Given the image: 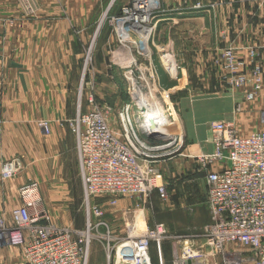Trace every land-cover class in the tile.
<instances>
[{"label": "rangeland", "instance_id": "rangeland-1", "mask_svg": "<svg viewBox=\"0 0 264 264\" xmlns=\"http://www.w3.org/2000/svg\"><path fill=\"white\" fill-rule=\"evenodd\" d=\"M130 1L0 0V80H7L12 75L21 76V80L28 82L34 76L47 75L49 93L60 91L59 86L64 92L61 116L58 114L50 119L54 109L41 103L35 105L34 116H40L36 121L14 118L0 121V129L5 127L8 132L12 130V135L0 136V164L16 160L21 166L13 179L6 182L0 179V190H8V183L13 184L17 178L26 174V183L35 181L39 184L50 222L59 228L81 230L86 225L85 198L74 148L75 140L70 130V122L77 111L86 112L96 108L105 112L110 128L120 133L122 126L119 114L125 105L131 104V124L137 135L146 139L139 127L144 113L139 109L135 97L140 92L149 107L156 105L171 129V132L163 133V137H158L156 142L164 143L168 139L181 142V149L176 156L181 155L185 147L183 138L177 135L180 127L175 124L177 121L174 115H169V92L161 83L164 71L170 76L161 59L170 56L159 55L155 48L158 22L162 19L160 17L187 15L178 11L183 9L184 4L180 9L165 10V13L163 11L161 16L154 19L157 21L156 31L149 40L151 55L147 60L139 53L140 48L135 44L138 37L131 34L123 49L119 47L116 38V27L112 20ZM196 7H200V4L197 3ZM160 10H163L161 2ZM32 22L36 23L33 31L30 28ZM48 32L57 34L59 38L63 37L60 40L29 41L31 34H38L43 38L42 34ZM29 47L36 48L38 52L40 50V53L24 54ZM52 50L58 53L49 55L53 53ZM10 66L16 68L8 72L10 69L7 67ZM40 69L44 73L41 74ZM150 71H154V80L149 76ZM126 78H131L133 85ZM154 84L157 88L152 90L151 86ZM39 89L43 91L42 86ZM149 91L153 93L149 94ZM40 123L47 124L50 134L42 135L38 128ZM59 135L62 139L60 141L61 137L59 138V149L56 150L55 136L58 138ZM199 155L192 157L190 168L179 167L172 161L163 164L161 172L167 194L164 201L155 198L153 194L146 200L115 198V206H110L105 198L90 199L91 206L100 204L105 222L109 225L110 238L122 235L125 225L134 218L141 231L157 224L162 225L166 231V239L153 242L149 248L152 264L173 262L184 245V241L178 243L177 237L187 239L188 247L198 248L203 230L209 223V211L202 187L204 173L196 162ZM19 185L11 187L14 192L13 195L10 193L9 200L5 202L9 206L6 211L1 209L4 204L0 201V229L11 227L10 212L18 206L16 188ZM170 192H174L173 195ZM130 205L133 206L132 209ZM162 214L168 221L158 223ZM171 214L173 217H170ZM98 234L106 236L103 229H99ZM106 242L105 239L92 241L87 264H103ZM202 251L207 254L208 264H219L220 257L217 253L205 247ZM0 264L25 263L19 249L1 242Z\"/></svg>", "mask_w": 264, "mask_h": 264}, {"label": "built area", "instance_id": "built-area-1", "mask_svg": "<svg viewBox=\"0 0 264 264\" xmlns=\"http://www.w3.org/2000/svg\"><path fill=\"white\" fill-rule=\"evenodd\" d=\"M161 13L159 0H131L123 6L112 20L119 47L126 48L125 42L132 34L139 38L135 42L139 53L148 60L149 40L157 25L154 19ZM248 59L249 68L231 49H225L215 63L224 73L222 81L230 89L245 90L244 99L252 101L262 83V67L254 49L249 50ZM171 60L161 59L170 77L175 78L178 68ZM149 76L154 80V71ZM126 80L133 85L131 78ZM130 109L131 104L125 105L119 114L120 133L110 128L107 114L96 108L77 111L70 122L86 204L84 229L53 225L36 182L18 188L19 204L10 212L11 227L0 229V243L19 249L25 264H87L95 239L107 241V264H151V244L166 239L162 225L141 231L132 218L122 235L110 238L100 204L89 203L90 199L105 198L115 206V198L146 200L154 192L161 201L166 199V187L158 183L161 178L157 162L178 154L181 142H156L163 136L149 130L143 114L139 127L146 139L141 138L131 124ZM261 119L264 122V112ZM39 127L49 133L46 123ZM209 130L212 151L196 157V162L205 177L211 223L204 228L198 248L188 247L183 237L176 238L184 245L172 264H208L203 247L219 255V264H264V131L241 137L226 122H214ZM213 165L219 169L211 170ZM20 168L16 160L3 162L0 179H13ZM99 229L105 230V237L98 234Z\"/></svg>", "mask_w": 264, "mask_h": 264}, {"label": "crops", "instance_id": "crops-1", "mask_svg": "<svg viewBox=\"0 0 264 264\" xmlns=\"http://www.w3.org/2000/svg\"><path fill=\"white\" fill-rule=\"evenodd\" d=\"M160 2L164 13L168 9H180L184 4L183 9L178 11L187 14L171 18L160 17L162 19L158 22V40L155 43L157 53L168 54L174 58L179 69L175 78L167 76L164 71L161 83L169 92L167 98L169 115H174L177 121L175 124L180 127L177 135L185 142L181 155L176 156V154L157 162L156 168L161 178L159 184L166 187L161 172L163 164L172 161L179 167L190 168L193 163L192 157L212 151L209 130L212 123H230L241 137L264 131V122L261 119V114L264 112V0H160ZM197 3L200 7L195 8ZM35 25V22L31 23V31ZM42 35L43 38L41 35L31 34L29 41L60 40L63 37L59 38L57 34L50 32ZM225 49H231L248 68L249 50L254 49L257 52V62L262 67V83L256 98L252 101L244 99L245 90L230 89L222 81L221 77L224 73L216 65L215 60ZM52 51L53 53L49 55L58 53ZM32 53H40V50L38 52L36 48L29 47L24 52L26 55ZM171 62L173 63L172 60ZM15 68L7 67L10 69L7 71L11 72V69ZM42 69L45 70V67ZM43 70L40 69L39 72L42 74ZM29 80L25 82L21 80V76L12 75H9L7 80H0V121L11 118L36 121L40 116H34L35 105L41 103L50 105L51 109H54L50 119L58 114L62 115L64 95L62 87L59 86L61 90L51 94L46 82L47 75L34 76ZM38 128L42 135L50 134H45L39 125ZM8 135H12V130L8 132L5 127L0 129V136ZM59 138L61 141L62 136L59 135L58 138L55 136L56 150L59 149ZM217 169H219L217 165L211 167L213 171ZM203 178L202 187L206 198V182L205 177ZM25 180L26 174L17 178L15 183H8V190H0V201L4 204L2 210L6 211L9 207L5 202L9 200L10 193L13 195L14 190L12 191L11 187L20 184L19 188L26 184ZM153 195L155 198L158 197L156 192ZM12 206L11 202L10 208ZM129 207L133 208L132 205ZM163 215L159 216L158 223L168 221ZM170 217H173V214ZM210 223L209 214L208 224ZM103 264H107L106 258Z\"/></svg>", "mask_w": 264, "mask_h": 264}, {"label": "bare ground", "instance_id": "bare-ground-1", "mask_svg": "<svg viewBox=\"0 0 264 264\" xmlns=\"http://www.w3.org/2000/svg\"><path fill=\"white\" fill-rule=\"evenodd\" d=\"M150 92L153 93V91H149V94ZM135 97L137 99V104L139 106V109L142 110V113H144L143 116L146 118V122H147L146 125H148L149 128L156 129L155 132L160 133V135H162L165 132H171L169 123H167V121L163 119L160 111L157 110L156 105L153 108L149 107L147 100L142 97L140 92H137ZM149 120L152 121V125H149V122H148Z\"/></svg>", "mask_w": 264, "mask_h": 264}, {"label": "water", "instance_id": "water-1", "mask_svg": "<svg viewBox=\"0 0 264 264\" xmlns=\"http://www.w3.org/2000/svg\"><path fill=\"white\" fill-rule=\"evenodd\" d=\"M148 122H149V125H152V121H151V120H149ZM150 127H151V126H150ZM149 130H150L151 132H155L156 129L149 128ZM192 263H193V262H192Z\"/></svg>", "mask_w": 264, "mask_h": 264}, {"label": "trees", "instance_id": "trees-1", "mask_svg": "<svg viewBox=\"0 0 264 264\" xmlns=\"http://www.w3.org/2000/svg\"><path fill=\"white\" fill-rule=\"evenodd\" d=\"M126 101H127V96H126Z\"/></svg>", "mask_w": 264, "mask_h": 264}]
</instances>
